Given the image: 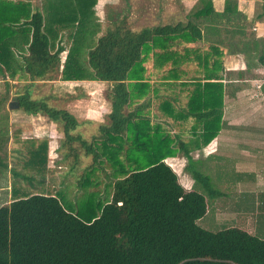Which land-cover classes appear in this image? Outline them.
<instances>
[{
	"label": "trees",
	"instance_id": "16d2710c",
	"mask_svg": "<svg viewBox=\"0 0 264 264\" xmlns=\"http://www.w3.org/2000/svg\"><path fill=\"white\" fill-rule=\"evenodd\" d=\"M95 1L40 0L39 6H31L27 0H0L1 79H26L30 84L58 73L61 80L109 83L108 123L98 124L97 134L88 141L74 131L76 119L71 114L45 98L30 99L27 85L15 101L25 113H42L61 126L60 147L69 169L78 163L74 142L90 156L91 163L75 179L78 188L97 184L100 176L111 179L102 202L89 191L80 199L82 205L72 206L62 201V193H46L32 185L46 182L47 145L28 142L25 154L12 158V163L23 162L28 173L14 166L9 171L38 190L20 189L0 204V264H264L263 237L234 226L209 230L199 225L207 208L205 195L217 194L206 188L208 177L193 168L191 143L179 135L183 130L179 123L190 118L197 141L192 146L197 148L221 127L223 85L217 74L221 64L207 59L218 54L217 48L209 44L201 56L194 53V71L200 74L192 80L179 74L181 59L197 51L186 46L201 38L197 25L203 21L197 19L214 24L210 0H199L200 6L183 21L138 29H131L123 17L101 29ZM226 3L224 11L232 14L233 2ZM149 55L157 82L187 87L184 103L151 86L144 65ZM258 60L264 65V54ZM6 98L7 92L0 95L2 117ZM172 123L179 127L170 135ZM5 133L6 125L0 123V171L8 166ZM180 153L193 179L190 189L164 161ZM104 161L111 175L103 168ZM92 169L100 171L93 182ZM49 172L51 177L53 170Z\"/></svg>",
	"mask_w": 264,
	"mask_h": 264
},
{
	"label": "crops",
	"instance_id": "0c3cea01",
	"mask_svg": "<svg viewBox=\"0 0 264 264\" xmlns=\"http://www.w3.org/2000/svg\"><path fill=\"white\" fill-rule=\"evenodd\" d=\"M100 1L105 2V7H109L117 2L125 5L127 0ZM179 1L183 5L184 1L186 3L191 1L188 10H182L180 17L184 20L186 14L200 6L199 0ZM227 1H232L234 4L235 10L232 14L231 10L224 11ZM210 3L214 24H205L204 18L197 19L198 22L203 21L202 24L197 25L201 38L194 43H187L186 46L197 49L195 54L200 56L209 44L214 45L218 50V54H210L211 56H207V59L209 63L217 61L221 64V69L217 72L223 85L221 127L209 142L194 148L192 145L197 141L191 133L193 123L189 118L182 130L183 140L188 144L191 143L188 155L193 168L200 169V172L207 167L222 168L226 165L227 168H231L232 188L238 193L245 192L249 201L248 206L231 209V226L264 238V65L258 60V56L264 54V0H210ZM98 6L99 3L96 0L93 7L94 13ZM228 6L231 8V3ZM181 60L183 64L196 61L194 53ZM180 68L182 70V67ZM179 74L181 78L190 81L193 75L200 73L197 71V74L190 75L183 69V73L181 71ZM62 81L67 84L97 82L93 80ZM149 82H157V80L154 76H150ZM180 89L178 88L184 97L187 87ZM82 95V93L74 96L64 95V104L58 106L64 108L76 119L75 128L90 125L93 122L92 116L96 117L94 122L99 123L101 111L108 108L103 104L100 105L101 111H93V113L90 106L83 104L85 98ZM10 110L12 111L7 115L8 118L18 116L20 119L17 118V121L9 119L8 125L5 123L8 159L20 158L21 154H25L26 150L21 145L30 141L34 145L40 141H46V151L51 150L53 154H58L63 141V135L57 129L59 124L52 122L42 113L27 114L17 107ZM36 132L45 135L39 137ZM59 137H62L61 141H56L55 138L59 139ZM178 155L181 159H186L183 154ZM226 181L229 182V180ZM3 190L7 196H10L3 203L10 201L13 192H16L17 196L20 191L18 186L10 181Z\"/></svg>",
	"mask_w": 264,
	"mask_h": 264
},
{
	"label": "rangeland",
	"instance_id": "374dc122",
	"mask_svg": "<svg viewBox=\"0 0 264 264\" xmlns=\"http://www.w3.org/2000/svg\"><path fill=\"white\" fill-rule=\"evenodd\" d=\"M99 3V6L95 10V18L100 22L101 29L103 27L109 26L111 27L113 24L112 22H115L116 20H119L120 18H125L126 23L129 25L131 29H138L143 26H153L157 24H164V23H173L177 20H184L183 17H180L182 14V10L187 11L190 7L191 1H184V5L181 4L179 0H127L125 1V5L122 2H117L115 5H110L109 7H105V2H101L100 0H97ZM32 6L39 5L41 2L40 0H30L28 1ZM100 34V32H99ZM98 34V35H99ZM197 45V43H196ZM179 52H182V48H178ZM191 52L190 54L195 53ZM64 52L61 53V57H63ZM152 56L149 55L144 63L146 74H149L150 76H153L155 73V69L152 67ZM181 64V63H180ZM196 61L194 60L193 63H184L182 62L181 66L182 69L185 70L187 74H197V70L194 71L197 68ZM168 67L164 66V68ZM7 83V84H6ZM151 86L155 84L158 91L161 93H167L170 96H174L179 104L184 103V99H186V94L181 95V92L178 90L179 87L173 86L169 87L164 85L162 82H150ZM27 85V91H28V97L30 99H40L45 98L47 103L53 106H61L64 101V95H76L78 93H82V97L85 98L83 100V104L86 106H90L91 111H101L102 108H100V105H107L109 106L108 102L105 100V93L107 89L110 87L109 83L100 81L98 83H83V82H76L75 84H67L63 82L61 79H59V74L54 73L53 79L51 80H37L30 84H28V80H9L8 78H5L4 80H0V95H3V93L7 92V98L3 102V114L5 117L0 116V123L5 125V123L8 125L7 121L9 119H13L14 121H17L16 119H20L18 116H13L12 118H8L7 115L10 113V108L8 107V103L11 101H15V95L19 92L23 91V88ZM180 89V88H179ZM181 90V89H180ZM6 91V92H5ZM91 93V94H85V93ZM14 98V99H13ZM184 98V99H183ZM257 98V97H256ZM260 98V97H259ZM158 104V101L154 102V105ZM157 106V105H156ZM152 109V108H151ZM109 110V107H106V110L103 109L101 111V117L98 119L99 123H95L94 120L96 117L92 116L93 122L88 126H78L74 129V131H78L82 134L83 139L89 140L90 137L97 134V126L98 124H106L108 123V119L106 118L107 112ZM2 111H0V114ZM94 113V112H93ZM240 116L243 117L242 113H240ZM189 119L185 120L182 123H179L181 127H184L186 125L187 121ZM151 122H153L151 120ZM186 122V123H185ZM173 125L169 127L170 129V135L171 133H177L178 127L177 124L172 123ZM167 127V126H166ZM57 129L60 132L61 126L57 125ZM8 131V129H7ZM57 132V133H59ZM37 135H45L40 134L36 132ZM55 135V134H53ZM59 135V134H58ZM180 138H184L183 132L179 133ZM62 138V137H61ZM61 138L59 139L55 138L56 141H61ZM28 142L25 144H22L21 147L28 148ZM74 147L78 151V163L69 169V165L67 164L69 161L63 160V149L59 147L58 154H53L50 150L46 152V167L44 168V176L43 178L46 180L45 183H32V185H36L39 188L43 187L42 191L46 193H62L61 198L62 201L71 203L72 206L76 205H82L83 202H81L85 194L89 191H93V198L95 200H98L102 202L103 196H107L109 193V187L108 183L111 180L110 178L103 179L99 173V169H92L90 176V181L93 182L98 179V176H100L101 181L97 184H93L89 187L87 186H81L78 188L75 185V179L78 177V175L83 171L85 167H87L90 163V156L86 155L84 153V149L80 147L79 142H74ZM6 150V162L8 166L6 167V170L0 171V204L3 202H6L10 198V196H7L6 193L3 190V187L9 183V181L18 186L19 189L23 191H33L38 190L37 188H28L27 182H20V180H17L16 178L11 177L9 168L13 167L15 169L22 170V164L23 162L19 163H12V159H8L7 154V148L6 145L4 146ZM122 159V154L118 152L117 154ZM210 160V159H207ZM164 161L174 170V172L177 174V178L179 183L185 188L189 189L191 188V185L193 184V179L191 178L189 172L186 168H184L185 165V159H181L179 155L173 156V157H167L164 159ZM208 162V161H206ZM103 168L108 171V173L111 175V168L108 162L104 161L102 163ZM25 169V173L27 174L28 168ZM49 169L53 170V173L51 177L49 176ZM197 169V168H196ZM200 170V169H197ZM208 170V171H206ZM202 173H204L208 178L205 179V185L206 188H209L210 190L215 191V196L205 195V201H206V212L203 215V217L198 221L199 225L209 229V230H217L223 227L231 226V209H238L241 207H245L246 205H249V201L247 199V194L245 192L238 193L235 191L234 188H232L231 183L233 182V176L231 168H227L226 165H223L222 168H212L207 167L206 169L201 170ZM87 174L89 172H86ZM92 179V180H91ZM226 180H229L227 182ZM245 180V179H244ZM103 184H107L104 186ZM217 191V192H216ZM219 193V194H218ZM89 194V193H88ZM63 202V203H64Z\"/></svg>",
	"mask_w": 264,
	"mask_h": 264
},
{
	"label": "water",
	"instance_id": "95a60500",
	"mask_svg": "<svg viewBox=\"0 0 264 264\" xmlns=\"http://www.w3.org/2000/svg\"><path fill=\"white\" fill-rule=\"evenodd\" d=\"M14 99V98H13ZM8 107L9 108H16L17 107V103H16V101H11V102H9L8 103Z\"/></svg>",
	"mask_w": 264,
	"mask_h": 264
},
{
	"label": "built area",
	"instance_id": "2783aa9c",
	"mask_svg": "<svg viewBox=\"0 0 264 264\" xmlns=\"http://www.w3.org/2000/svg\"><path fill=\"white\" fill-rule=\"evenodd\" d=\"M1 79V78H0Z\"/></svg>",
	"mask_w": 264,
	"mask_h": 264
}]
</instances>
